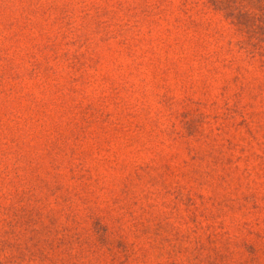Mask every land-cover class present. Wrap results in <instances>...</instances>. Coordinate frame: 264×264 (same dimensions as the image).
<instances>
[{
  "label": "rangeland",
  "instance_id": "1",
  "mask_svg": "<svg viewBox=\"0 0 264 264\" xmlns=\"http://www.w3.org/2000/svg\"><path fill=\"white\" fill-rule=\"evenodd\" d=\"M0 264H264V0H0Z\"/></svg>",
  "mask_w": 264,
  "mask_h": 264
}]
</instances>
